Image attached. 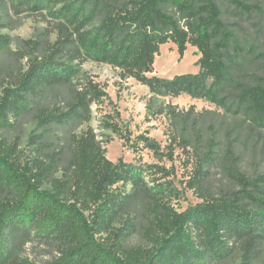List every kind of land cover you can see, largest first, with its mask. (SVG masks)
<instances>
[{"label": "trees", "instance_id": "1", "mask_svg": "<svg viewBox=\"0 0 264 264\" xmlns=\"http://www.w3.org/2000/svg\"><path fill=\"white\" fill-rule=\"evenodd\" d=\"M11 1L17 7L26 3L31 10L45 9L59 22L58 38L47 53L30 61L0 95V131L33 101L54 97L52 105L36 109L40 133L29 137L33 143L53 127L72 130L89 123L91 105L105 94L97 82L78 79L71 64L59 61L61 52L79 63L92 60L118 68L122 78H134L155 95L186 93L215 101L238 64L225 12L233 7L248 16L259 7L257 0H127L105 10H97L102 0H64L60 5L62 0ZM169 41L179 58L188 44L196 47V72L149 75L160 45ZM8 44L0 35V49ZM236 90L247 117L263 126L264 85L237 83ZM110 126L116 131V125ZM69 142L70 159L54 176L59 171L55 156L44 161L35 155L21 163L15 145L0 136V264H35L21 256L34 239L57 245V255L47 264H211L236 251L250 264L259 256L264 199L251 190L264 183V175L256 178L261 183L243 180L232 197L204 199L177 211L163 199L166 187L146 177L166 172L163 167L109 160L89 124L71 133ZM134 202L145 207L146 244L126 248L124 242L137 229L135 220L127 217L119 227L114 223Z\"/></svg>", "mask_w": 264, "mask_h": 264}, {"label": "rangeland", "instance_id": "2", "mask_svg": "<svg viewBox=\"0 0 264 264\" xmlns=\"http://www.w3.org/2000/svg\"><path fill=\"white\" fill-rule=\"evenodd\" d=\"M126 1L102 0L97 10ZM257 3L259 7L248 16L233 7L225 12L227 27L234 34L232 56L238 64L232 80L226 82L215 101L186 93L155 95L134 78H122L118 68L92 60L79 63L71 59L70 53L61 52L57 59L71 64L78 79L93 80L105 92L101 100L91 105L90 122L72 130L53 127L43 140L31 142L29 137L40 133L36 109L41 104L52 105L54 97H50L38 103L33 101L29 110L12 116L11 125L1 130L0 136L15 145L21 163L35 155L44 161L50 155L55 156L59 171L54 176H58L70 159V134L89 124L109 160L121 158L144 166L163 167L166 172L149 173L146 177H154L166 187L163 199L177 211L204 199L232 197L233 192L241 189L243 180L259 182L256 178L264 175V125L259 126L247 117L238 104L236 90L237 83L264 85V0ZM26 6L24 3L17 7L11 0H0V35H5L9 43L7 49H0V95L3 87L14 85L30 61L47 53L48 46L59 35L56 18L45 9L31 10ZM198 57L196 47L188 44L179 58L176 45L166 42L160 45L149 75L172 77L196 72ZM112 124L116 125V131L112 130ZM260 185L250 190L264 199V183ZM245 201L252 202L248 198ZM144 208L139 202L128 204L114 223L119 227L127 217L135 220L137 229L124 242L126 248L146 244ZM56 248V244L34 239L25 244L21 256L35 264H47L57 255ZM211 264L247 263L242 262L236 251ZM250 264H264V240L259 256Z\"/></svg>", "mask_w": 264, "mask_h": 264}, {"label": "bare ground", "instance_id": "3", "mask_svg": "<svg viewBox=\"0 0 264 264\" xmlns=\"http://www.w3.org/2000/svg\"><path fill=\"white\" fill-rule=\"evenodd\" d=\"M155 61H156V59H154V66H155Z\"/></svg>", "mask_w": 264, "mask_h": 264}]
</instances>
